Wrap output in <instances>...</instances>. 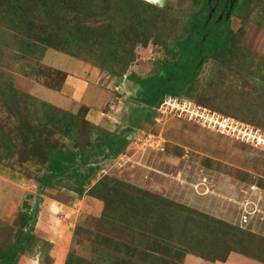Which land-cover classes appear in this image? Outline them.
<instances>
[{
  "label": "rangeland",
  "instance_id": "rangeland-1",
  "mask_svg": "<svg viewBox=\"0 0 264 264\" xmlns=\"http://www.w3.org/2000/svg\"><path fill=\"white\" fill-rule=\"evenodd\" d=\"M246 5L239 16L230 17V39L233 42L230 51L233 53L207 60L194 89L182 98L264 130V19L259 18L254 0ZM164 6L172 13L158 19V24H152V29L147 27L152 31L148 38L144 37L137 44L135 39H127L126 51L131 54H120V58L125 57L126 64L120 81L109 68L94 66L83 55L73 57L49 47L40 49L34 54L35 58L17 55L18 36L2 24L0 83L7 80L18 93L66 107L59 99L62 95H55L62 90L64 82L62 75L54 71L62 68L73 75L65 84L64 91L66 95L70 93L75 101L89 104L94 102V98H104L103 102L107 98H125L122 100L123 108L119 105L114 114L113 132L104 125L90 122L86 118V110L78 107L77 102L72 103L75 105L73 108L69 106L71 111L59 108L77 119L79 137L76 144L95 141L107 132L127 140L122 154L110 157V153L108 158L96 162L100 171L85 185L81 194L71 190L69 185L72 186V181L69 183L65 178L54 180L49 187L40 185L38 179L46 173L44 168L22 145L20 135L15 132L18 122L0 107V189L3 187L9 199L14 198L9 213L3 217L0 215V251L9 248L21 230L25 229L27 235L33 230V240L25 245L17 264H66L75 259L87 263L98 256L113 254V250H120L118 243H127V234L122 230L115 233L101 219L105 200L112 195L109 190L119 189V186L141 192L144 194L142 198L156 197L160 201L179 204L239 229L244 235H238L246 236L250 243L238 242L231 247L257 258L236 254L230 256L227 264H264V153L198 127L186 119L161 116L157 110L153 116L146 117L143 107L134 100L138 86L128 77L154 75L163 62L171 59L168 51L171 42L181 35L187 12L194 7V2L164 0ZM98 16L90 14L88 17L90 21H102L112 30L116 21L109 15ZM121 17L124 21L120 24L124 27L127 21L123 14ZM127 28H123L124 36L128 34ZM129 29L133 30L131 26ZM111 34L115 36L110 31L109 38ZM105 59L107 65L119 70L113 59ZM91 68L100 77L98 82L102 80L104 87L108 86L96 96V93L92 95V84L96 83L93 79L97 76H88L93 72ZM51 86L57 88L51 89ZM114 101L109 103L114 104ZM27 118L34 116L30 113ZM49 132L48 128L43 129V135L50 139L45 140L52 144L57 142V149L74 151L69 133L58 131L46 135ZM156 142L163 145L156 147ZM9 187L17 191L9 192ZM252 187L257 190H252ZM246 199L255 201L260 213L249 225H244L247 230H243L239 223L240 204ZM35 207V219L31 218L27 230L22 216L31 211L33 215ZM146 231L151 232L150 229ZM107 239L118 243H107ZM220 252L226 253L227 250L220 249ZM187 255L199 264H220L193 254ZM123 257L116 253L115 259ZM183 264H187L184 259Z\"/></svg>",
  "mask_w": 264,
  "mask_h": 264
},
{
  "label": "trees",
  "instance_id": "trees-1",
  "mask_svg": "<svg viewBox=\"0 0 264 264\" xmlns=\"http://www.w3.org/2000/svg\"><path fill=\"white\" fill-rule=\"evenodd\" d=\"M249 1L238 0L231 17L239 16ZM193 2L194 7L187 12L181 35L171 42L168 50L171 59L163 62L154 75L146 78L128 77L129 81L138 86L134 100L143 107L146 117L153 116L165 97L187 96L194 89L196 79L207 60L233 53L230 51L233 45L230 39V18L213 21L211 16L208 19L206 0ZM254 3L259 18L264 19V0H254ZM119 13L127 21L124 27L120 24L124 19H120ZM171 13V9L166 6L160 8L142 0H0V28H4L2 24H5L11 33L18 36L19 44L15 50L17 55L35 58L34 54L47 47L73 57L83 55L94 66L109 68L117 81H120L126 65L125 57L120 58V54H131L126 51L129 45L127 39H135L137 44L144 37L148 38L152 31L147 27L152 29V24ZM90 14L95 17L109 15L116 22L111 30V26L102 21H90ZM130 26L133 30L129 29ZM125 27H128L126 36L123 34ZM110 31L115 36L111 34L109 38ZM112 52L116 54L112 55ZM105 57L113 59L119 70L107 65ZM54 72L62 75L64 82L66 74ZM0 107L12 115V120L18 122L15 132L20 135L22 145L44 168L46 173L38 179L44 187L51 186L54 180L65 178L69 183L72 181L69 188L81 194L85 185L100 171L96 162L108 158L110 153V157L119 156L127 146V140L109 132L87 144H76L79 137L77 119L29 94L18 93L7 80L0 83ZM83 109L87 113V108ZM30 113L34 118H27ZM44 128L50 131L46 135L58 131L69 133L74 151L57 149V142L52 144L45 140L50 139L43 135ZM109 191L112 195L105 200L101 219L115 233L118 230L124 231L128 242L118 243L107 239V243H118L121 249L117 252L113 250V254L93 258L87 263L75 259L66 264H183L187 254L220 263H224L233 253L250 259L257 258L231 247L238 242L245 245L250 242L246 236H242V231L227 223L179 204L160 201L156 197L142 198L144 194L129 188L119 186V189L115 187ZM22 217L28 230L32 211ZM240 228L247 230L243 226ZM147 229L151 232H147ZM26 232L25 229L21 230L15 242L0 251V264H17V258L25 245L33 240V230L29 235ZM224 248L227 252H220ZM116 253L124 257L117 260Z\"/></svg>",
  "mask_w": 264,
  "mask_h": 264
},
{
  "label": "built area",
  "instance_id": "built-area-1",
  "mask_svg": "<svg viewBox=\"0 0 264 264\" xmlns=\"http://www.w3.org/2000/svg\"><path fill=\"white\" fill-rule=\"evenodd\" d=\"M156 110L161 116L171 115L176 118L186 119L198 127L226 136L264 153V130L236 118L226 116L182 97L167 96ZM162 145L161 142H156L155 144L156 147H161ZM254 189L252 187V190ZM240 205L239 223L242 227L249 224L253 218H256L260 211L257 208L258 206H256L257 203L251 199L244 200Z\"/></svg>",
  "mask_w": 264,
  "mask_h": 264
},
{
  "label": "crops",
  "instance_id": "crops-1",
  "mask_svg": "<svg viewBox=\"0 0 264 264\" xmlns=\"http://www.w3.org/2000/svg\"><path fill=\"white\" fill-rule=\"evenodd\" d=\"M55 67L60 69L57 66H55ZM61 71L62 72L65 71L64 73H66V78L64 80V83H63V86H62V90L60 92H55L56 93L55 95H57L58 97H61V95H62V98H59V99L61 100V102L66 104V107H62V105H57L56 102L54 103V102H51V101H48V100H43L41 98H37V99H39L41 101H44V102H46V103H48V104H50L52 106H55V107H58V108H61V109H64V110H70V111H71V109L69 108V106H71L73 108L75 105H72V103L77 102V104L79 105L78 107L83 106V107L87 108V116H86V118L90 122H93L96 125L97 124L98 125L99 124L104 125V126H106V128H109V130L111 129V132H113L112 128L114 127V125L116 123V120H115L116 116L114 114L118 111L119 105L123 108L122 100L125 99V98H107V100L105 102H103V100H105L104 98H100V99L99 98H94V102L91 101L89 104L88 103H84V102L79 101V100L75 101V99L71 97L70 93H69V95H66L65 91H64L65 84L70 82V76H73V75H71L69 73V71L64 70L62 68H61ZM91 71H93V72H89L88 76H90L91 74H92V76H97L96 79L95 78L93 79V80H95L96 83L92 84L94 86V88H93L94 92L92 93V95L94 96V94L96 93L95 94V96H96V95L99 94L100 90L106 89V88H108V86L106 85V88H105L104 87L105 83H103L102 80L98 82L97 79L100 78V77L98 76V74H96L94 72L93 68H91ZM84 83L86 84L87 82L84 81ZM89 85H90V82H89ZM60 100H58V101H60ZM110 101H112V102L114 101V104L109 103ZM137 103L138 102H136V104ZM136 104H135V108H137ZM138 105H139V103H138ZM15 188H17V187H15ZM5 189H7V188H5ZM16 191L17 190H14L13 188L9 187V192L15 193ZM5 193H7V192L6 191L4 192L3 187H2V190L0 189V215L2 217H3V215L9 213L10 203L14 202V198L9 199ZM52 211H53L52 213H54V210H52ZM231 255H236V254H231ZM231 255H229V257H228V259H227V261L225 263H220V264H227L229 262V259H230ZM194 261H196V260H194L192 257H190L188 255L184 257V262L187 263V264H199L198 262H194Z\"/></svg>",
  "mask_w": 264,
  "mask_h": 264
},
{
  "label": "flooded vegetation",
  "instance_id": "flooded-vegetation-1",
  "mask_svg": "<svg viewBox=\"0 0 264 264\" xmlns=\"http://www.w3.org/2000/svg\"><path fill=\"white\" fill-rule=\"evenodd\" d=\"M237 2L238 0H206V5L209 7L208 19H211V16H213V21L224 17L229 19Z\"/></svg>",
  "mask_w": 264,
  "mask_h": 264
},
{
  "label": "water",
  "instance_id": "water-1",
  "mask_svg": "<svg viewBox=\"0 0 264 264\" xmlns=\"http://www.w3.org/2000/svg\"><path fill=\"white\" fill-rule=\"evenodd\" d=\"M163 5H164V0H160L159 4H158L157 6H159L160 8H162ZM137 104H138V103H137ZM138 127H139V125H138ZM36 208H37V207H35V209H34V211H33L32 220L35 219V216H36Z\"/></svg>",
  "mask_w": 264,
  "mask_h": 264
},
{
  "label": "bare ground",
  "instance_id": "bare-ground-1",
  "mask_svg": "<svg viewBox=\"0 0 264 264\" xmlns=\"http://www.w3.org/2000/svg\"><path fill=\"white\" fill-rule=\"evenodd\" d=\"M146 1L147 3H150V4H155L156 6L159 4L160 0H144Z\"/></svg>",
  "mask_w": 264,
  "mask_h": 264
}]
</instances>
